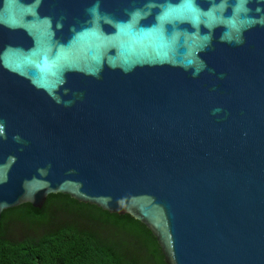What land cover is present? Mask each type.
Masks as SVG:
<instances>
[{"label":"water","instance_id":"obj_1","mask_svg":"<svg viewBox=\"0 0 264 264\" xmlns=\"http://www.w3.org/2000/svg\"><path fill=\"white\" fill-rule=\"evenodd\" d=\"M49 194L264 264V0H0V215Z\"/></svg>","mask_w":264,"mask_h":264},{"label":"trees","instance_id":"obj_2","mask_svg":"<svg viewBox=\"0 0 264 264\" xmlns=\"http://www.w3.org/2000/svg\"><path fill=\"white\" fill-rule=\"evenodd\" d=\"M0 264H166L151 232L142 226L49 194L0 215Z\"/></svg>","mask_w":264,"mask_h":264}]
</instances>
